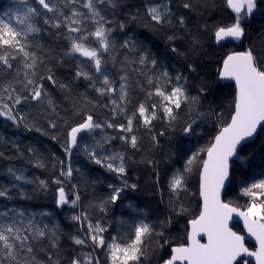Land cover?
<instances>
[{
  "label": "trees",
  "instance_id": "16d2710c",
  "mask_svg": "<svg viewBox=\"0 0 264 264\" xmlns=\"http://www.w3.org/2000/svg\"><path fill=\"white\" fill-rule=\"evenodd\" d=\"M82 3L83 0L76 7L87 12ZM184 3H190L192 7L185 9ZM115 5L112 7L105 3L97 6L101 14L111 21L107 27L113 29L111 39L115 49L110 54L105 53L108 59L105 74L113 81L116 93L101 96L88 80L75 79L77 61L84 58L78 54L72 57L63 55L69 47L68 40L64 38L66 29H54L44 24L42 17H36L34 22L41 31L29 36L33 46L28 50L43 59L41 73L45 72L44 65H47L59 82L69 84L71 92L62 91L44 80L42 83L56 106L55 112L46 104L29 101L16 106L27 117L19 125L0 117V186L9 188L11 196V199L0 197V212L8 211L9 220H23L22 226L25 228L31 220L34 225L55 233V248L52 247V232L39 241H32L36 249L34 255L43 264H55L57 260L59 264H70L73 257L88 253L97 258L99 264H110L106 247L94 250L90 244H74L72 237L83 235L88 222L93 225L99 223L106 229L103 233L106 245L113 238L120 243L127 242L142 220L155 227L156 231H163V239L155 234L146 238V255L140 264H162L171 255L172 247L186 244L189 221L195 219L202 210L201 163L197 161L192 171L187 172L186 162L193 153L213 142L220 129L230 122L234 111L235 83L220 81L223 60L232 51L249 47L258 57L264 56V29L258 26V21L264 18V4L254 11L255 25L249 35L242 41L226 39L220 43L215 41V29L232 23L235 18L226 0H115ZM157 5L171 8V24H159L151 20L148 9ZM29 6L40 9L36 0H27L26 3L24 0H0V19L23 30L26 25H20L16 18H23L22 14ZM181 16L185 21L183 27L177 23ZM84 26L88 30L95 27L91 20L85 21ZM125 41L129 42V48L122 47ZM37 42L40 47H35ZM144 50L156 60L154 68L138 63L139 54ZM12 63L14 69L23 67L20 57ZM189 65L195 68L194 72L189 69ZM3 68L0 64V85L12 79ZM90 70L99 76L94 69ZM164 71L173 78V84L176 83V75L185 77L186 81L181 83H184L190 96H199L198 103L182 105L176 110L177 118L171 125L166 119L154 120L151 130L142 126L137 114L132 134L138 137V149L131 148L119 138L131 134L104 127L92 133H81L78 146L72 149L70 156L64 151L70 128L82 122L88 114L101 124H126L125 116L135 112L140 103L159 104V97L149 98L147 94L154 91L156 78ZM8 72L15 75L13 70ZM149 77L153 80L151 84L148 82ZM19 78H23L22 74ZM121 84L126 85L128 93L127 111L125 114H114L111 101L117 99L119 102ZM160 84L165 90L172 87V84L164 83L163 78ZM15 86L23 92L19 84ZM99 86L100 82L97 81ZM200 89L204 91L200 92ZM0 96H4V102L11 103L2 90ZM158 115L162 113L158 112ZM193 120L196 121L193 124L194 133L189 136L183 129ZM49 121L55 122L56 128H51ZM153 136L158 143L152 141ZM106 137L115 139L105 143ZM97 142L102 145L96 148L101 157L123 153L126 175L121 176L109 171L103 164H96L84 152L83 145L95 146ZM29 148L39 154L43 167L36 166V157ZM200 155L201 159H205V153ZM238 155L241 159L235 158L232 162L231 184L226 190L225 200L246 210L251 198L243 194V189L264 180V127L254 141L242 147ZM113 163L118 164L119 161ZM69 164L73 169L71 178L61 175ZM9 168L22 169L30 182L15 181L8 173ZM177 170L185 173L187 183L186 190L180 192L178 198L169 189V182ZM57 179L62 183L56 184ZM40 181H45L47 187L41 186ZM125 182L129 186H125ZM17 184L19 187H13ZM132 184L136 187H130ZM60 187H64L69 201L79 194L80 200L76 206L71 203L63 206L58 204ZM121 187L123 191L120 198L112 202L110 197L114 189ZM17 212H23L24 216H17ZM81 213L87 214L88 218L83 221L84 227H81V222L71 219L73 215ZM3 219L0 217V220ZM169 220L171 223H167ZM235 229L243 232L240 223L235 224ZM247 245L255 247L251 242ZM49 256L52 257L51 262L48 261Z\"/></svg>",
  "mask_w": 264,
  "mask_h": 264
},
{
  "label": "snow or ice",
  "instance_id": "6c2138e0",
  "mask_svg": "<svg viewBox=\"0 0 264 264\" xmlns=\"http://www.w3.org/2000/svg\"><path fill=\"white\" fill-rule=\"evenodd\" d=\"M26 3L27 0H24ZM264 3V0H259ZM40 9L29 6L22 14L23 18L17 16L20 25H26L23 30H19L11 23L0 19V64L4 66L3 71L12 79L5 84L0 85V90L6 95L7 101L4 102V96H0V117L12 121L19 125L20 122L27 119L26 115L21 114L16 106L35 101L40 104H46L53 112H55V104L48 93V90L42 81L47 80L52 86H58L62 91L71 92L69 84L59 82L52 70L44 65L45 72L41 73L40 65L44 63L43 59L35 52L28 49L33 46L29 41V36L39 34L41 29L36 25L34 19L42 17L43 23L50 25L54 29L65 28L66 35L64 38L68 40L69 47L63 53L65 57H72L76 54L84 58L77 61L75 71V79H84L90 82V86L101 96H111L117 92L116 87L109 76L105 74V67L108 59L105 53H111L115 49L114 41L111 39L113 29L107 27L111 21L107 20L101 14V10L97 5L109 3L115 7V0H83L82 7L87 12L80 11L76 5L81 0H36ZM228 7L235 13L232 23L218 26L214 31L216 43H220L226 39L232 41H242L246 36L245 21L251 17L257 8L258 0H226ZM185 9H190V3H184ZM67 9V11H66ZM52 13V16H48ZM151 20L164 24H171V8L167 5L150 7L148 9ZM7 15V13H5ZM91 20L95 27L88 30L84 25L85 21ZM177 23L183 27L184 17H178ZM123 24L120 25L123 28ZM169 39H173L169 37ZM35 47H40L39 43ZM122 47L129 48L128 41ZM134 48V45H131ZM175 50V49H174ZM20 57L23 67L14 69L12 61ZM138 63L141 65H151L155 67L156 60L150 57L147 50L142 51L138 57ZM99 74L95 76L93 71ZM191 71L195 68L189 65ZM8 70H13L15 75ZM23 76L22 79L19 77ZM220 76L226 80L235 81L236 95L233 101L234 111L231 115L230 122L222 127L219 133L214 137L213 142L206 148H201L193 153L186 162V171L191 172L192 166L200 161V196L203 205L200 214L189 221L190 232L188 233L187 243L172 247L171 255L163 260V264H249L247 258H254L255 264H264V180L253 183L250 187L243 189V194L251 198V202L247 205L246 210L241 211L237 207L231 206L221 199L222 191L230 176V162L235 157L241 159L237 155V148L242 141L252 137L257 128L264 126V56L258 57L253 48H246L244 51L232 52L223 60ZM163 78L164 83L172 84L170 90H165L160 80ZM122 80L125 77H121ZM176 83L173 84V78L164 71L156 78L157 86L154 91L149 92V98L156 96L160 98V103H140L135 112L126 115V124H113L105 122L98 123L94 120L93 115H86L82 122L70 128L68 132V142L64 151L70 156L72 149L78 146V136L81 133H92L96 129L117 128L119 131L131 135H122L120 140L129 144L131 148L138 149V137L132 134L133 121L137 114L143 127L151 130L152 122L158 119H166L169 124L176 120V110L182 105L198 103L199 96H190L187 88L181 81H186L181 75L175 76ZM97 81L100 82L97 87ZM148 82L153 83L152 77L148 78ZM16 84H19L23 92L19 91ZM200 89V92H203ZM27 93V94H24ZM128 93L126 85L121 84L119 89V102L112 99V112L114 114H125L127 111ZM75 108V104L73 105ZM107 107V105H105ZM162 113V115H158ZM76 114V113H74ZM193 120L184 127V132L191 136L194 133ZM51 128H56V123L49 121ZM27 127V125H25ZM40 131V129H36ZM163 135V133H161ZM55 138V137H53ZM115 137H106L104 142L108 143ZM154 143H158L156 137H152ZM16 146V145H14ZM18 147V146H16ZM97 147L102 145L97 142L95 146L85 144L83 150L87 153L96 164H103L109 171H113L123 176L126 175V167L124 164L123 153H112L106 157H101L96 151ZM33 152L37 163V167H43V163L39 160V154L34 149L29 148ZM201 153L206 154L205 159H201ZM2 155V153H0ZM119 161L118 164L113 163ZM60 163H63L61 161ZM151 163V161H149ZM8 173L15 181L30 182L23 174L22 169L9 168ZM73 169L68 165L66 171H62L61 175L71 178ZM158 178V174H157ZM41 186L47 187L45 181L39 182ZM56 184L62 181L57 179ZM125 186H129L125 182ZM19 187V185H13ZM130 187L135 188L132 184ZM187 187L185 173L177 172L172 176L169 182V189L177 198L180 192L185 191ZM123 187L114 189L110 197L112 202L120 198ZM0 197L11 199L10 189L0 186ZM80 200L79 194L69 201L68 195L64 187L58 188V204L63 206L71 203L77 205ZM233 214L243 219L247 234L250 238H254L258 244L256 250H250L245 244V236L238 234L229 227V221L232 220ZM17 216L23 217V212H17ZM0 264H43L37 260L34 252L36 249L32 241H39L46 237L48 232L28 221L27 228L23 227V220L15 218L9 220V212H0ZM71 219L81 222L86 221L87 214L81 213L73 215ZM167 223H171L169 220ZM164 226V222H162ZM46 227V226H45ZM106 229L99 223L93 225L87 223V230L81 236H73L72 240L75 245L88 246L89 244L95 250L96 248H107L110 258V264H140L142 257L146 255V238L153 234L164 238L163 231H156L149 223L143 221L135 227L134 232L129 240L125 243L117 242L115 238L111 243L106 245L103 233ZM206 237V242H201ZM167 243V240H165ZM52 247H57V238L52 232ZM163 247V245H161ZM48 261H52V257H48ZM55 264H59L57 260ZM70 264H99V260L94 258L91 253L84 256H75L71 259Z\"/></svg>",
  "mask_w": 264,
  "mask_h": 264
},
{
  "label": "water",
  "instance_id": "95a60500",
  "mask_svg": "<svg viewBox=\"0 0 264 264\" xmlns=\"http://www.w3.org/2000/svg\"><path fill=\"white\" fill-rule=\"evenodd\" d=\"M241 51H244V50H241ZM232 52H239V51H232ZM231 52V53H232ZM222 68V67H221ZM220 81H222L223 83H226V82H234L235 83V81H233V80H226V79H223V78H221V76H220ZM226 126V125H225ZM264 126H260V127H258L257 128V131H256V133L252 136V137H249V138H247L245 141H242L241 142V144L238 146V148H237V155H238V153L240 152V150L242 149V147L246 144V143H248V142H252V141H254L256 138H257V135L259 134V132L261 131V129L263 128ZM80 135L81 134H79V136H78V139H79V137H80ZM206 158V157H205ZM233 160H235V157L233 158ZM233 160L230 162V164H231V167H230V176H229V180L226 182V185H225V188H224V190L222 191V194H221V199L224 201V202H226V203H230L231 204V206H233V207H236L235 205H233L231 202H228L227 200H225V195H226V190H227V188L230 186V184H231V174H232V162H233ZM201 202H202V205H203V201H202V197H201ZM237 208H239L241 211H243L244 209L243 208H240V207H238L237 206ZM238 223H240L242 226H243V232H237L236 231V229H235V224H238ZM190 226V225H189ZM229 227L233 230V231H235V232H237L238 234H241V235H244L245 236V244H246V246L250 249V250H256L257 248H258V244L255 242V240H254V238H250L249 236H248V234H247V229L245 228V226H244V223H243V219L241 218V217H238V216H236L235 214H233V218H232V220H230L229 221ZM189 232H190V230H189ZM201 242H206V237H203L202 238V241ZM253 243L254 245H255V247H249V245H247V243ZM175 246H177V245H175ZM245 259H248L249 260V264H255V261H254V258H245ZM163 264V263H162Z\"/></svg>",
  "mask_w": 264,
  "mask_h": 264
},
{
  "label": "rangeland",
  "instance_id": "374dc122",
  "mask_svg": "<svg viewBox=\"0 0 264 264\" xmlns=\"http://www.w3.org/2000/svg\"><path fill=\"white\" fill-rule=\"evenodd\" d=\"M264 3H260L259 0H258V5L257 7H260L262 6ZM255 11V10H254ZM254 14V12H253ZM253 14L251 15V17H248L245 21V28H246V35H249V33L251 32V29L253 28V26L255 25V20H254V17H253ZM258 26L259 28L261 29H264V18H261V20L258 21ZM240 155V154H239ZM238 155V156H239ZM244 167V166H242ZM143 222H145L144 220H142ZM83 256L86 255V254H82Z\"/></svg>",
  "mask_w": 264,
  "mask_h": 264
},
{
  "label": "bare ground",
  "instance_id": "6f19581e",
  "mask_svg": "<svg viewBox=\"0 0 264 264\" xmlns=\"http://www.w3.org/2000/svg\"><path fill=\"white\" fill-rule=\"evenodd\" d=\"M241 50H244V49H240V50H234V51H241Z\"/></svg>",
  "mask_w": 264,
  "mask_h": 264
}]
</instances>
